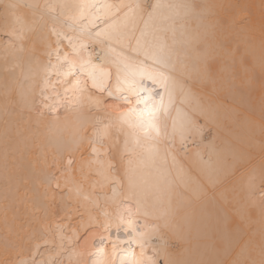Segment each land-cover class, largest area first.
<instances>
[{"label": "snow or ice", "instance_id": "1", "mask_svg": "<svg viewBox=\"0 0 264 264\" xmlns=\"http://www.w3.org/2000/svg\"><path fill=\"white\" fill-rule=\"evenodd\" d=\"M0 93V264H264V0H0Z\"/></svg>", "mask_w": 264, "mask_h": 264}, {"label": "bare ground", "instance_id": "2", "mask_svg": "<svg viewBox=\"0 0 264 264\" xmlns=\"http://www.w3.org/2000/svg\"><path fill=\"white\" fill-rule=\"evenodd\" d=\"M27 2H33V0H27ZM39 2L43 3L45 0H39ZM241 2H254L258 4L259 0H241ZM2 105L3 95L0 93V108H2ZM236 111H239V109L237 108L234 111L229 103L221 100L219 105L215 107L211 118L208 120L207 125L204 128L203 137L197 138L199 146L197 147L196 145H193L192 142H189V155L184 158L183 164L186 168L192 169L193 176H195L197 172L198 161H194L192 154L200 152L203 155L204 160L207 161L211 154L212 145H215L222 150L227 148L230 144L246 139L247 136L250 135V129L247 125L237 121L235 115ZM3 119V113L0 111V229H2L3 226ZM256 134L257 136L259 135L258 131ZM201 139L202 143H199ZM171 238L174 243H179L182 247L194 246L197 243L201 245H210L213 243V233L207 228L202 229L199 238L196 237L195 233H193L192 237L187 241L175 236H172ZM71 259L74 261L76 257L72 256ZM67 260L68 257L66 256V264Z\"/></svg>", "mask_w": 264, "mask_h": 264}]
</instances>
